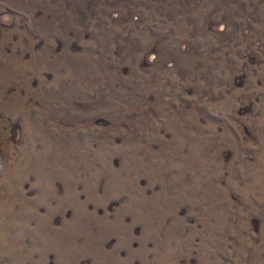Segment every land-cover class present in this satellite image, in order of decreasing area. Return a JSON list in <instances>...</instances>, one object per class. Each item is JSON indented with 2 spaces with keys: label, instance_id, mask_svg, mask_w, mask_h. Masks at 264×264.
<instances>
[{
  "label": "rangeland",
  "instance_id": "rangeland-1",
  "mask_svg": "<svg viewBox=\"0 0 264 264\" xmlns=\"http://www.w3.org/2000/svg\"><path fill=\"white\" fill-rule=\"evenodd\" d=\"M0 264H264V0H0Z\"/></svg>",
  "mask_w": 264,
  "mask_h": 264
}]
</instances>
